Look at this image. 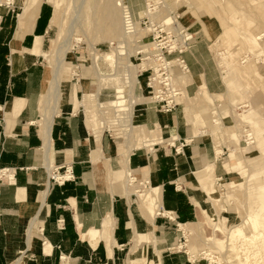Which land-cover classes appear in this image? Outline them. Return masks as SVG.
<instances>
[{"label":"rangeland","instance_id":"374dc122","mask_svg":"<svg viewBox=\"0 0 264 264\" xmlns=\"http://www.w3.org/2000/svg\"><path fill=\"white\" fill-rule=\"evenodd\" d=\"M29 1L1 0L0 7L20 8ZM62 1L66 8L62 27L52 29L45 41V74L49 66H56L58 58L64 62L62 79L70 82L65 100L67 104L75 103L67 112L77 110L82 105L80 114L90 120L92 134L103 130L106 138L116 142L122 158L128 147L142 144L146 139L142 134L156 132L158 126L162 125L160 134L163 143L151 149L144 148L145 152L152 155L144 159L149 161L148 157H152L156 161L154 156L165 154L187 157V148L192 142L182 139L191 138L195 130V138H210L214 141L221 152L219 158L225 168L227 163L233 166L232 156L237 153L241 157V169L246 167L250 179L262 174L264 161L255 146L264 137L254 135L252 140L248 136L254 132V120L245 114L255 110L264 116V0H126L129 18L131 15L133 25L137 24L131 31L134 33L130 39L120 37L119 27L116 33L112 31L110 20L106 19L110 6L108 2L115 4L117 0ZM44 3L50 4L47 0H43ZM117 32L120 35L117 36ZM60 34L61 42L54 45ZM244 35L251 38L256 36L257 42L263 47H252ZM96 53L119 55V58L116 57L118 69L115 83L116 86L124 87L134 99L133 102L136 101L131 111L118 113L113 109L97 107L99 103L115 100L116 90L95 75L93 61ZM107 63L101 59L99 67L107 74H114L112 66ZM200 74L203 77L200 78ZM223 75L230 83L228 87ZM204 84L211 95H220L215 102L210 100L207 108L203 102L194 100ZM54 95L53 92L48 107L55 106L59 108L58 112H64V99L57 100L58 97ZM43 101L42 97V114V108L45 107ZM190 110L194 115L200 114L195 124L186 116ZM50 112L48 109L47 117ZM168 116L179 121L181 138L175 141H172L175 134L168 127H163ZM143 126L147 131L140 130ZM182 149L187 152H181ZM103 154L109 165H119L121 158L114 161L108 154ZM225 170L220 162L214 169L213 187L219 197L217 200L206 198L191 181V188L196 190L187 189L192 196L195 194L193 202L203 204L204 209L210 210V215L200 216L198 211L193 223L196 224V235L193 237L186 236L181 224L174 221L166 231L153 236L154 250L160 258L166 250L186 256L191 264H264V235L259 233L262 228H255L247 234L242 229L245 221L253 219L258 211L256 208V212H251L246 192L251 182L246 175L238 176L235 180L233 167L228 168L232 175L227 174V170L225 173ZM131 173L129 185L135 181L134 178L141 179L144 176L142 171ZM121 178L125 180L124 175ZM136 199L137 196H134V209L138 208ZM217 213L221 215L222 223L219 220L215 223ZM217 223L223 230H215ZM63 225L60 222V226ZM237 228L242 230V235L233 239L231 233ZM255 233L259 234V240ZM254 237L257 242L251 239ZM87 239L93 240V236L89 235ZM249 240L253 248L247 247L248 244L246 246ZM143 248L144 245L136 250L131 242L126 247L115 249L113 261L101 264H147L148 261L145 263L140 255ZM27 259L28 253L25 262Z\"/></svg>","mask_w":264,"mask_h":264},{"label":"crops","instance_id":"0c3cea01","mask_svg":"<svg viewBox=\"0 0 264 264\" xmlns=\"http://www.w3.org/2000/svg\"><path fill=\"white\" fill-rule=\"evenodd\" d=\"M21 7H0V171L11 173L9 179L0 178V264H9L8 249L24 233L26 221L33 211V201L38 200L39 192L46 186L42 232L36 237L46 243L50 251H28L26 264H101L108 261L105 241L98 242L94 248L96 240L93 242L87 237L90 232L91 236L99 232L102 235L106 221L110 219L114 224L113 238L119 248L131 243L130 224L136 235L153 236L166 231L172 221L178 225L193 224L198 211L201 216L200 210L204 207L193 202L195 194L192 196L187 189L191 188V181L206 197L196 176L194 178L195 173L211 166L214 174L219 162L227 174H230L228 168L233 167L228 163L224 167L214 141L195 138L194 133L197 134L193 130L191 138L182 139L192 142L188 152L181 150L188 153L187 157L182 154L154 156L157 164L155 180L161 189V211L154 223H149L138 208H133L135 195L130 196L128 209L124 198L116 193L114 184L118 176L124 174L123 166L130 172L145 173L149 162L144 157L151 155L150 152L133 151L129 160H125L126 151L121 158L116 142L106 138L105 134L100 142H93L92 137L98 132L92 134L90 120L80 114L83 106L67 112L75 103L66 104L64 112L59 111L53 116L47 138L48 121L43 119L41 112L45 79L43 50L47 36L55 29L51 25L54 10L52 5L42 3L34 15L27 5ZM223 80L227 86L224 75ZM245 116L254 120V134L248 136L252 140L254 135L264 137V116L255 110ZM165 123L163 127L181 138L176 118L168 116ZM159 127L161 129L162 125ZM258 146L260 141L255 148ZM103 152L114 161L121 158L119 165H109ZM236 156L237 153L232 156L233 165ZM94 157H97L95 161ZM56 169L61 175L66 173L73 178L65 182L54 180L52 175ZM102 170H109L113 179L98 181L104 173ZM29 254L35 259L29 258ZM160 260V264H191L186 256L166 250Z\"/></svg>","mask_w":264,"mask_h":264},{"label":"bare ground","instance_id":"6f19581e","mask_svg":"<svg viewBox=\"0 0 264 264\" xmlns=\"http://www.w3.org/2000/svg\"><path fill=\"white\" fill-rule=\"evenodd\" d=\"M117 1L118 2H116L115 4H114V2L113 3L108 2L110 6H109V9L107 10L108 13H107L106 19L110 20L112 31H114L116 33V31L118 30V27H119L121 30L120 31L121 32L120 37L123 39L124 38L130 39L134 33V32L132 33L131 31L134 29V26L137 24L134 23V25H133L132 20H131V15L129 18V14H128L129 11H127V9H126L127 7H126V3H125L126 0H117ZM0 2H1V0H0ZM47 2H49L53 6V10H54L51 25L54 28L55 27L61 28L62 24H63L64 14L66 12V8L63 4V1L62 0H47ZM42 3H43V0H30L26 5L32 11V13L34 15H36L38 13ZM23 5L26 6L25 4H23ZM118 7H119V9H118ZM120 32H119V34L117 32V36L120 35ZM60 36H61V34L58 36V39L55 41L54 45H57V42L61 40ZM244 37H245V35H244ZM245 38H246V41L248 43H250L251 46L254 48H260L261 49L264 45V44L262 45L261 43L257 42L258 38L256 36L252 37V38L246 36ZM115 54H116V51H115ZM118 56H119L118 54L115 56L114 53L113 54H110V53H107V54H99L98 53L97 54L96 53L94 56L93 65L95 68V75L101 81L108 82L109 85L113 86V88H115V90H116L115 100H112V101H109L106 103H99V104H97V107L100 109H104V108L105 109L106 108L107 109H113V110H115V112L120 113V112L131 111V108H133V104L134 105L136 104V101L133 102L134 99L130 97L129 93L127 94V91L125 90L124 87L116 86L115 81H117V69H118V64H117L118 60L116 59V57L119 58ZM101 59L104 60L105 62H108L107 64L110 67L112 66L114 74H107V73H105L106 71L105 72L102 71L103 68L101 69L99 67V62L101 61ZM63 63L64 62H62L58 58L55 67L49 66L46 69L45 79H44V83H43V98L45 100V101H43V103H44L45 107L42 108L43 112H44L42 116H43V119H46V121H48L47 125H46L47 126V129H46L47 138H49V134L51 131V124H52L53 116L58 112V109H59L58 107H55V106H54V108L48 107V102H49V98L51 97V94L54 92L56 97H58V98H56L55 95H54V97L57 100L58 99H61V100L64 99L65 103H66L67 96H68V90H69L70 82H69V80L62 79ZM126 72H128V71H126ZM226 82L228 85L230 84L228 81H226ZM170 85H172V84L170 83ZM219 96L220 95H211L208 92V90L204 84V85H201V88L198 92V95L194 100L198 99V102H203L204 106H206L205 108H207L210 104L209 101L211 100V102H215V99ZM65 98H66V100H65ZM55 100H54V102H55ZM48 109H50L51 112H50V115L47 117L46 112ZM186 109H188V107ZM186 116L191 118L190 119L191 122L193 124H195L197 121L196 119H198L197 117H199L200 114L194 115V113L192 114L191 110H190L189 112L186 113ZM129 119H130V117H129ZM128 126H127V128H128ZM133 130H134V128H133ZM140 130L145 131L146 130L145 126L140 127ZM160 131L161 130L159 127L156 132L155 131H147L149 134L148 136H147V132H146V135L142 134L144 136V138H146V139H144L142 144H140L138 146H136V144H135L133 146L128 147L126 152L124 153V155L126 156L125 160H127L128 156L135 150H140V149H144V148L151 149V147L157 146L158 144L163 143V138L161 137ZM196 131H197V128H196ZM173 132H175V131H173ZM196 134H197V132H196ZM102 135H103V130L96 133V135L93 136V138H92L93 142H97V143L100 142ZM127 135H128V132H127ZM201 135H203V134H201ZM173 138H174L173 141H175L178 138L177 134H175L173 136ZM258 152H259V155H261V157H262L261 159H263V161H264V139L261 140L260 146H258ZM96 159H97V157H94V161ZM148 159H149V161H148L149 165H148L147 171L144 173L143 178H141V179L134 178L135 181H133V183L131 185H127L128 182L131 181V180H129V178H130L129 176L132 173L129 171L127 166H123L125 169V172L123 174L125 177V180H123L121 178L123 175H119L118 181H117V183L114 184V187L116 188V191H117L116 193L120 194L124 198L128 209H129L130 196H134V195L137 196L136 203H137V207H138L139 211L142 213L144 218L149 223H154L158 213L161 211V189L156 184V180H155V172L157 169L156 161L152 157H150V158L148 157ZM241 167H242L241 166V157L237 154L235 164L233 165V170H234L233 178L236 180V178L238 176L239 177L240 176L245 177V175L248 176V178L251 182V185L249 188L246 189V192H247V195L250 199V203H251L250 205L252 208L251 212H256L255 211L256 208L258 210L257 213H255L253 219L245 221V223L242 225L243 226L242 229L244 228L243 232L244 233L246 232V234H247L251 230L261 227L262 230L259 233H261V235L263 236L264 235V166H263V169H261L262 174L260 176L253 177L251 179H250L248 170H246V167L244 169H241ZM141 170H143V169H141ZM102 171H104V170H102ZM1 174L2 173L0 172V175ZM195 176H196V179L202 188V191L206 194L207 197L210 198V200L219 199V197L217 196L216 191L214 190V187H213L215 177H214L213 169L211 166H208L207 168H205L202 171L196 172ZM112 179L113 178L111 177L109 170H107V171L105 170L103 175L101 177H98V181L100 180V181H104V182L111 181ZM202 182H205V183L202 184ZM232 185L235 186L233 183H232ZM232 185H228V186H232ZM110 186H112V185H110ZM47 192H48V186H46L44 189H42L39 192L38 200L33 201V205H32L33 211L30 213V216L28 217V221H26V227H25L24 233L22 235H20L19 240L15 241V243L11 244L9 249H8L7 258H8L9 264H26L25 263V255L28 251H30L32 249L33 250H39L43 253L44 252L48 253L50 251L49 246L46 243L41 242L36 237V235H38L42 232V224H43V219H44V215H45V206H46L45 200H46ZM200 211H201V215H205V216L210 215V210H206V209L201 207ZM214 212H216V211H214ZM217 215H218V213H217ZM249 216H250V214H249ZM216 217H218L219 219H217ZM220 217H221V215L215 216V223L218 222V220L220 221V223H222V220L220 219ZM195 225L194 224H185V225H180V227L184 231L186 236L193 237L194 235H196ZM104 227H105V229H104L102 235L100 234V232L92 235L93 239L96 240L95 244H93V247L95 248L97 246L98 242L105 241L106 246H107V250H108V259L110 261H113L115 249L117 248V245L115 243V239L113 238L114 224H113L112 220L110 219L109 221H106V224ZM214 228H215V230H218L216 228H220L221 230H223V227L220 224L218 225V223L215 224ZM128 231H129V236H130L131 242L133 243L136 250L139 247L144 245V248L140 252L141 257L145 260L144 262L146 263L148 261L147 264H160L161 260L159 257V253H157L156 250H154L155 246L153 245L154 244L153 235H136L133 231V227H131V224L129 225ZM90 233L92 234V232H90ZM241 233H242L241 229L235 230L233 233H231V237L233 239H234V237H236L238 235L241 237V235H242ZM246 234H245V236H246ZM255 234H256V238L259 240V237L257 236L259 234H257V233H255ZM245 236L243 237L244 240H245ZM240 237H238V238L240 239ZM14 238H16V237H14ZM243 238H241L242 241H243ZM256 238L254 237L251 239H255V241H256L257 240ZM92 241L94 242V240H92ZM247 244H248V246H247ZM251 244L252 243L249 240V243H246V246L251 248L252 247ZM148 245H149V251H148ZM253 246H255V245H253ZM245 250H247V252L249 253L248 249H245ZM259 252H258V255L260 254ZM258 255H256V256H258ZM255 258H257V257H255ZM249 261L250 260H248V262ZM240 264H241V262H240Z\"/></svg>","mask_w":264,"mask_h":264},{"label":"built area","instance_id":"2783aa9c","mask_svg":"<svg viewBox=\"0 0 264 264\" xmlns=\"http://www.w3.org/2000/svg\"><path fill=\"white\" fill-rule=\"evenodd\" d=\"M1 173H3V176L2 175H0V178L1 177H6V178H11V173L9 172V170L7 171H0ZM52 178L54 179V180H60V181H62V182H65L66 180H70V179H72L73 178V176L72 175H68V174H64V175H60V172H59V170L58 169H56L54 172H53V175H52ZM61 223H63V222H61Z\"/></svg>","mask_w":264,"mask_h":264}]
</instances>
